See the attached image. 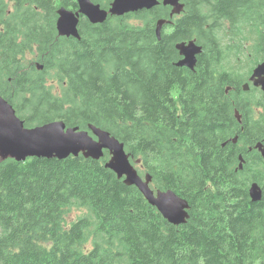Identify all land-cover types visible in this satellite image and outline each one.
Listing matches in <instances>:
<instances>
[{
  "label": "trees",
  "instance_id": "1",
  "mask_svg": "<svg viewBox=\"0 0 264 264\" xmlns=\"http://www.w3.org/2000/svg\"><path fill=\"white\" fill-rule=\"evenodd\" d=\"M92 1L108 10L113 0ZM182 3L172 19L162 5L98 25L80 17L77 40L55 27L56 10L77 11L75 0H0V96L24 127L107 131L153 190L189 205L185 224H169L104 167L106 151L99 161L8 159L0 264H264V161L254 149L264 147V96L242 90L255 66L241 72L264 60V0ZM158 20L170 22L160 40ZM191 40L202 48L194 71L175 67V45Z\"/></svg>",
  "mask_w": 264,
  "mask_h": 264
},
{
  "label": "water",
  "instance_id": "2",
  "mask_svg": "<svg viewBox=\"0 0 264 264\" xmlns=\"http://www.w3.org/2000/svg\"><path fill=\"white\" fill-rule=\"evenodd\" d=\"M77 11L64 7L56 10V31L58 37L74 38L79 40L80 17L90 24L98 25L106 22L109 16L123 17L143 10L149 11L162 5L170 7V19L179 16L184 10L182 0H113L109 9H103L91 0H75ZM165 20L155 23L157 40L161 39L163 26L169 24ZM175 49L181 59L175 64L177 68H186L194 71L197 56L202 53L201 46L194 40L177 43ZM39 71L41 65H36ZM258 88L264 95V61L259 63L251 72L248 81L242 85L243 92L250 88ZM230 88L226 89L228 93ZM235 117L240 121L238 112ZM237 143V138L232 144ZM225 144L222 145L224 147ZM254 149L264 161V147L258 142ZM107 151L110 158L104 167L112 171L118 179H122L126 186H134L141 193L147 203L153 206L169 224L180 226L189 218V205L186 200L179 198L172 191H154L151 189L150 175L141 178L130 162V155L125 152L123 143L112 137L107 131L89 126L88 131L78 127H66L62 121H54L33 128L24 127L23 121L17 116L14 107L0 96V162L12 159L24 162L28 158H44L64 160L69 157L83 156L85 159L99 161ZM238 170L243 169L244 160L238 157ZM248 195L253 203L260 202L263 197L262 189L257 183L248 187Z\"/></svg>",
  "mask_w": 264,
  "mask_h": 264
},
{
  "label": "rangeland",
  "instance_id": "3",
  "mask_svg": "<svg viewBox=\"0 0 264 264\" xmlns=\"http://www.w3.org/2000/svg\"><path fill=\"white\" fill-rule=\"evenodd\" d=\"M171 11V10H170ZM253 55H255V54H253ZM29 58H32L31 56L29 57ZM260 61H261V58H260ZM259 61V62H260ZM246 62V61H245ZM244 66H245V68L241 71L242 73H246L247 71H248V68L250 67V66H252V68L254 67V66H256V65H253L252 64V61H249V62H246L245 64H244ZM247 75H249V73L247 72L246 73ZM135 166V168L137 169V170H140V168H139V166L138 165H134ZM77 214H78V211L76 212V211H73L72 213H71V218H75L76 216H77Z\"/></svg>",
  "mask_w": 264,
  "mask_h": 264
}]
</instances>
